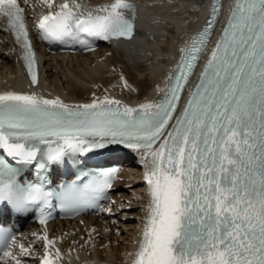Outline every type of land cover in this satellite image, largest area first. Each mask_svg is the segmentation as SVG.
Returning <instances> with one entry per match:
<instances>
[{"label": "snow or ice", "instance_id": "6c2138e0", "mask_svg": "<svg viewBox=\"0 0 264 264\" xmlns=\"http://www.w3.org/2000/svg\"><path fill=\"white\" fill-rule=\"evenodd\" d=\"M49 9L54 0H39ZM77 0H63L39 17L36 29L44 40L76 41L130 38L133 23L123 10L127 0L82 10ZM220 4L201 32L181 48L178 74L160 102L121 106L105 97L69 105L59 97L35 92H0V149L38 172L84 157L112 145L141 151L143 179L150 201L142 237L131 264H264V0H234L220 38L189 92L172 131L153 150L181 99V91L207 45ZM18 0H0V18L22 49L31 83L36 85V59ZM123 79V78H122ZM126 85V82H125ZM127 86V85H126ZM43 146V147H42ZM115 171L89 186L92 197L111 188ZM16 169L0 160V208L27 211L52 196L77 198L69 185L60 193L39 183L20 185ZM44 224L46 217L41 215ZM40 264H56L60 251L47 233ZM15 236L0 233V259L22 264L10 250ZM21 257L28 249L19 245Z\"/></svg>", "mask_w": 264, "mask_h": 264}, {"label": "bare ground", "instance_id": "6f19581e", "mask_svg": "<svg viewBox=\"0 0 264 264\" xmlns=\"http://www.w3.org/2000/svg\"><path fill=\"white\" fill-rule=\"evenodd\" d=\"M102 6L111 0H86ZM214 0H137L139 23L136 38L103 44L81 54L47 53L39 49L40 86L47 99L59 97L69 105L93 100H119L128 105L152 102L167 68L201 21ZM57 2V0H56ZM16 61L13 47L0 46V91H26V76ZM123 78V79H122ZM126 82V85H125ZM125 166L121 184L100 215L51 224L49 251L56 264H128L132 245L144 220L148 199L142 158L125 151L117 155ZM33 254L44 253V244Z\"/></svg>", "mask_w": 264, "mask_h": 264}]
</instances>
